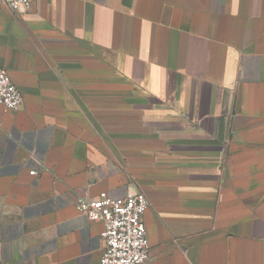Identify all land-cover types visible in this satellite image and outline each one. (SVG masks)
<instances>
[{"label": "crops", "instance_id": "0c3cea01", "mask_svg": "<svg viewBox=\"0 0 264 264\" xmlns=\"http://www.w3.org/2000/svg\"><path fill=\"white\" fill-rule=\"evenodd\" d=\"M0 67V264H100L102 193L148 198L146 264H264V0L0 3Z\"/></svg>", "mask_w": 264, "mask_h": 264}, {"label": "built area", "instance_id": "2783aa9c", "mask_svg": "<svg viewBox=\"0 0 264 264\" xmlns=\"http://www.w3.org/2000/svg\"><path fill=\"white\" fill-rule=\"evenodd\" d=\"M12 13L27 14L32 0H0ZM24 97L12 82L8 72L0 67V109L6 112L21 110ZM37 176L36 171L30 172ZM150 203L142 194L113 198L102 193L96 199L79 197L75 207L88 221L104 225L105 250L100 264H146L151 260V247L144 216Z\"/></svg>", "mask_w": 264, "mask_h": 264}]
</instances>
